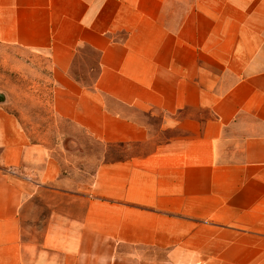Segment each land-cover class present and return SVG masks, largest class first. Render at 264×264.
Returning a JSON list of instances; mask_svg holds the SVG:
<instances>
[{
    "label": "crops",
    "instance_id": "crops-1",
    "mask_svg": "<svg viewBox=\"0 0 264 264\" xmlns=\"http://www.w3.org/2000/svg\"><path fill=\"white\" fill-rule=\"evenodd\" d=\"M0 45L102 146L77 188L0 107V264H264V0H0Z\"/></svg>",
    "mask_w": 264,
    "mask_h": 264
},
{
    "label": "rangeland",
    "instance_id": "rangeland-1",
    "mask_svg": "<svg viewBox=\"0 0 264 264\" xmlns=\"http://www.w3.org/2000/svg\"><path fill=\"white\" fill-rule=\"evenodd\" d=\"M82 53L73 74L88 83L96 72L95 57L87 50ZM0 94V107L14 117L27 141L49 150L75 187H86L101 160L102 146L53 111L45 58L0 45Z\"/></svg>",
    "mask_w": 264,
    "mask_h": 264
},
{
    "label": "water",
    "instance_id": "water-1",
    "mask_svg": "<svg viewBox=\"0 0 264 264\" xmlns=\"http://www.w3.org/2000/svg\"><path fill=\"white\" fill-rule=\"evenodd\" d=\"M3 101V95L0 94V102Z\"/></svg>",
    "mask_w": 264,
    "mask_h": 264
}]
</instances>
